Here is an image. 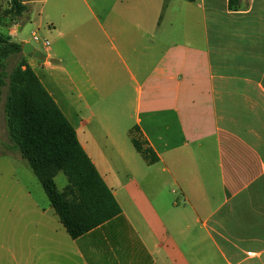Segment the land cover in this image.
Here are the masks:
<instances>
[{"label": "crops", "instance_id": "crops-1", "mask_svg": "<svg viewBox=\"0 0 264 264\" xmlns=\"http://www.w3.org/2000/svg\"><path fill=\"white\" fill-rule=\"evenodd\" d=\"M10 1L0 36L41 54L121 213L73 239L0 131V264H264V0H21L17 19Z\"/></svg>", "mask_w": 264, "mask_h": 264}, {"label": "trees", "instance_id": "trees-1", "mask_svg": "<svg viewBox=\"0 0 264 264\" xmlns=\"http://www.w3.org/2000/svg\"><path fill=\"white\" fill-rule=\"evenodd\" d=\"M242 1L228 0L229 9L240 10ZM26 10L21 0H11L4 14L17 19ZM15 57L18 62L9 71L8 62ZM5 88L4 113L12 146L27 160L68 234L77 239L118 216L121 208L113 193L79 143L75 129L27 64L23 45L0 36V103ZM134 132L137 151L149 164L156 163L159 158L154 150L138 128ZM59 173L67 181L62 190L55 180Z\"/></svg>", "mask_w": 264, "mask_h": 264}, {"label": "rangeland", "instance_id": "rangeland-1", "mask_svg": "<svg viewBox=\"0 0 264 264\" xmlns=\"http://www.w3.org/2000/svg\"><path fill=\"white\" fill-rule=\"evenodd\" d=\"M39 36H41L40 33H39ZM17 62H18V59L16 57L11 59L8 62V70L11 71L15 67ZM5 94H6V88L4 89V94L2 97V101L0 103V131H2V132L6 131V137L9 138L7 128H6L5 113H4ZM8 138L6 139V142L11 143L10 139H8ZM8 169L9 168L5 164V161L1 160L0 161V179H3L7 175ZM26 170H27V177H28V190H29V192H31L36 197V199L38 200L39 203H42V204L45 203L46 204L47 202H49V199H48L41 183L39 182L38 178L36 177V175L34 174V172L32 171V169L30 168L29 165H27ZM55 180H56V183H57L58 188L60 190H62L67 183L66 177L63 173H59L56 176ZM3 187L4 186L2 184H0V189Z\"/></svg>", "mask_w": 264, "mask_h": 264}, {"label": "water", "instance_id": "water-1", "mask_svg": "<svg viewBox=\"0 0 264 264\" xmlns=\"http://www.w3.org/2000/svg\"><path fill=\"white\" fill-rule=\"evenodd\" d=\"M23 54L25 55H38V56H41V54H39L38 51H35L33 46L31 44H25L24 47H23Z\"/></svg>", "mask_w": 264, "mask_h": 264}, {"label": "built area", "instance_id": "built-area-1", "mask_svg": "<svg viewBox=\"0 0 264 264\" xmlns=\"http://www.w3.org/2000/svg\"><path fill=\"white\" fill-rule=\"evenodd\" d=\"M33 38H34L35 41H39L40 40V38L36 34L33 36ZM44 43H45L46 46L49 45V42L46 41V40L44 41Z\"/></svg>", "mask_w": 264, "mask_h": 264}]
</instances>
